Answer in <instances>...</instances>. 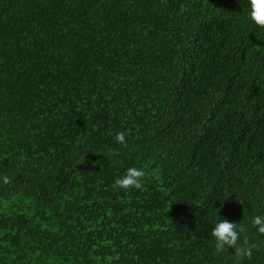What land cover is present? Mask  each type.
<instances>
[{"label": "trees", "instance_id": "1", "mask_svg": "<svg viewBox=\"0 0 264 264\" xmlns=\"http://www.w3.org/2000/svg\"><path fill=\"white\" fill-rule=\"evenodd\" d=\"M249 12L0 0V264H237L215 254L223 218L255 245L242 264H264V29ZM133 166L142 189H113Z\"/></svg>", "mask_w": 264, "mask_h": 264}, {"label": "clouds", "instance_id": "2", "mask_svg": "<svg viewBox=\"0 0 264 264\" xmlns=\"http://www.w3.org/2000/svg\"><path fill=\"white\" fill-rule=\"evenodd\" d=\"M250 12L249 19L251 22L260 29H264V0H249ZM115 141L127 147L126 134L119 131L115 134ZM148 173L143 168L135 166L127 168L124 175L115 179L112 188L115 190H123L125 192L131 190L142 189ZM3 182L8 184L9 178L5 176ZM223 206V204L221 205ZM252 225L256 228L259 234L264 235V216H255L252 219ZM243 225L235 222H230L227 218H223L214 224L211 236L214 238L215 254L229 252L231 248L234 250L231 253L237 261V264H242L245 258H250L252 249L255 247L246 235Z\"/></svg>", "mask_w": 264, "mask_h": 264}]
</instances>
